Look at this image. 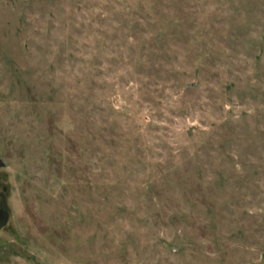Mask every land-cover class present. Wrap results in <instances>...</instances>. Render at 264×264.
<instances>
[{"label":"rangeland","instance_id":"1","mask_svg":"<svg viewBox=\"0 0 264 264\" xmlns=\"http://www.w3.org/2000/svg\"><path fill=\"white\" fill-rule=\"evenodd\" d=\"M0 264H264V0H0Z\"/></svg>","mask_w":264,"mask_h":264},{"label":"water","instance_id":"2","mask_svg":"<svg viewBox=\"0 0 264 264\" xmlns=\"http://www.w3.org/2000/svg\"><path fill=\"white\" fill-rule=\"evenodd\" d=\"M8 219H9V211L6 209H0V228L8 222Z\"/></svg>","mask_w":264,"mask_h":264},{"label":"flooded vegetation","instance_id":"3","mask_svg":"<svg viewBox=\"0 0 264 264\" xmlns=\"http://www.w3.org/2000/svg\"><path fill=\"white\" fill-rule=\"evenodd\" d=\"M0 209H6V208L0 206ZM6 210H7V209H6ZM6 224H7V223H6ZM6 224H5V225H6ZM5 225H4V226H5ZM4 226H2V227L0 228V230H1Z\"/></svg>","mask_w":264,"mask_h":264}]
</instances>
